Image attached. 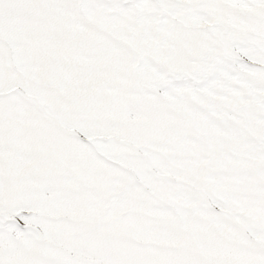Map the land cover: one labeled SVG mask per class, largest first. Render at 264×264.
Returning a JSON list of instances; mask_svg holds the SVG:
<instances>
[{
	"label": "snow or ice",
	"instance_id": "6c2138e0",
	"mask_svg": "<svg viewBox=\"0 0 264 264\" xmlns=\"http://www.w3.org/2000/svg\"><path fill=\"white\" fill-rule=\"evenodd\" d=\"M0 264H264V0H0Z\"/></svg>",
	"mask_w": 264,
	"mask_h": 264
}]
</instances>
